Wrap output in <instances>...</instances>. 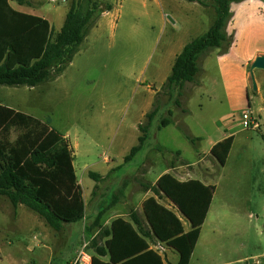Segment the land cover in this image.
Instances as JSON below:
<instances>
[{"label":"rangeland","instance_id":"obj_1","mask_svg":"<svg viewBox=\"0 0 264 264\" xmlns=\"http://www.w3.org/2000/svg\"><path fill=\"white\" fill-rule=\"evenodd\" d=\"M25 1L24 6L18 0L10 3L47 19L58 32L76 0ZM97 1L100 11L109 5L113 9L98 12L61 76L34 88L0 85V104L49 124L72 143L86 219L56 232L34 211L25 206L14 210L0 197L6 201L0 202V264H68L84 242L98 235L92 223L101 207L111 216L108 226L118 212L137 208L142 214L147 195L142 184H154L167 170L215 188L205 229L212 221L221 229L233 223L236 233L228 235L226 229L221 237L238 251L233 258L264 254V121L261 130L243 128L242 113L230 115L218 70L211 64L206 72L209 53L200 58L194 82L173 91L164 88L181 46L208 32L213 4L201 14L197 4L186 0ZM154 110L158 113L144 149L125 163L138 144L139 126ZM163 119L171 124L159 129ZM230 134L235 143L221 165L211 151ZM89 172L106 174L105 180L97 183ZM119 190L125 197L109 208ZM160 201L174 208L166 198ZM156 247L166 260L169 253L171 262H178L175 251ZM258 260L264 263V256Z\"/></svg>","mask_w":264,"mask_h":264},{"label":"trees","instance_id":"obj_2","mask_svg":"<svg viewBox=\"0 0 264 264\" xmlns=\"http://www.w3.org/2000/svg\"><path fill=\"white\" fill-rule=\"evenodd\" d=\"M186 1L203 6L211 2L215 19L207 33L191 40L177 55L164 85L169 91L194 82L203 55L214 50L221 54L228 52L233 42L232 35L227 33L232 19L230 6L244 0ZM18 4L24 6L26 1L18 0ZM99 8L101 4L97 0L74 1L56 32L47 19L16 10L10 0H0V85L34 88L56 80L78 54L95 26L98 12L113 9L111 5L101 11ZM157 113L154 110L146 114L147 123L139 126L138 144L125 157V163L144 149ZM170 124V119H163L159 129ZM233 140L230 137L211 151L221 165L225 164ZM89 177L97 183L105 180L94 172ZM142 187L158 199L151 198L144 204L146 217L131 209L127 222L118 218L105 227L108 208L99 209L92 223V229L99 232L89 246L93 264H163L155 252L147 251L150 245L158 246L159 241L177 249L182 255L181 264H188L215 188L205 187L200 181L179 182L171 174L162 176L157 184L146 183ZM0 196L9 200L15 210L22 205L34 211L56 232L86 219V203L69 139L49 124L1 104ZM165 196L191 221L193 231L182 235L177 217L158 202ZM124 197V190H119L109 208Z\"/></svg>","mask_w":264,"mask_h":264},{"label":"crops","instance_id":"obj_3","mask_svg":"<svg viewBox=\"0 0 264 264\" xmlns=\"http://www.w3.org/2000/svg\"><path fill=\"white\" fill-rule=\"evenodd\" d=\"M192 3L197 4V6H199V8L202 10L200 11L201 14H205V11L203 10L204 8H207L206 6L202 7V5L198 3L195 2ZM230 9L232 13V19L227 26V33L229 35H232L233 37L232 45L228 50V52L225 54H221L219 50H214L209 52L210 55L208 56L209 66L206 68V72L211 64H213L218 70L220 84H221L220 87L222 88V92H223V100L227 106L230 115H234L239 112H241L243 115L244 113L249 112L252 114L253 117L258 119L259 129L257 130H261L264 121L263 120L264 71L258 69L254 70L255 79L257 83V91L254 92L255 93L254 95H252L250 67L258 56L264 55V2L261 0H244L242 2L231 4ZM209 18L212 26L215 19V11L212 17L209 16ZM185 45L186 44L181 46L180 53L182 52ZM201 83L202 85H200L199 87L204 88L206 86L205 85L206 80L204 78H201ZM242 124H243V128H245L244 121H242ZM230 137L235 138L234 134H230L225 139L218 142L217 144L225 141ZM73 156H74V148H73ZM166 174H171L179 182L190 181V180H182L176 177L175 175H173L172 172L167 170L155 181L154 184H157L160 178ZM99 175L104 177L106 174L104 175L99 174ZM78 182L80 184L79 179ZM146 193L147 195L142 201V206H141L142 214L145 217L146 214H145L144 204L149 199L156 198L153 194L149 195V192ZM165 198L174 207L173 209L162 204L161 201L158 202L159 204L164 206L167 210L171 211L177 217L183 229L182 235H186L191 231H193L194 227L191 221L180 211V209L167 196H165ZM0 202L6 203V201H4L3 199H0ZM132 209L137 210V208H132ZM210 209L208 211L205 221L199 228L200 231L199 237L190 255V260L188 264H264L262 263V261L258 260L260 259L261 256H264V254L259 256L245 255L242 257L233 258L234 256L238 255L237 254L238 251H236V249L233 248L231 243L224 241V239L223 241H221V237L223 235L224 236L227 235L228 232H229L228 235H232L236 233L237 228L235 229L233 223L230 224L229 226L227 225V227H225L224 229H221L219 226L218 227L217 225L215 226V223L213 224L212 221L209 225L210 228L209 231H206L205 228L209 221ZM107 213L105 215V221H104L105 227L108 226L107 224L109 222V219L111 218V216L110 217L109 215L107 216ZM118 218H121L125 222H127L128 214L118 212L115 218L112 219L108 227H110L114 222V220ZM226 229L228 232L226 231ZM159 244L165 245L170 249H172L173 251H175V253L178 254V262L177 263L171 262V257L173 258L174 256L169 253H167V260H166V256H164V254L160 252L156 246L150 245L147 251L155 252L162 259L163 264H181L182 255L177 249L173 248L172 246L164 242L159 241ZM242 249H244V246H241L240 250ZM124 252H126V249H124ZM104 260L108 261V258H105ZM67 263H69V261Z\"/></svg>","mask_w":264,"mask_h":264},{"label":"built area","instance_id":"obj_4","mask_svg":"<svg viewBox=\"0 0 264 264\" xmlns=\"http://www.w3.org/2000/svg\"><path fill=\"white\" fill-rule=\"evenodd\" d=\"M242 118L244 121L245 128H248L249 125L251 129L259 128L258 119L253 117L251 113H244ZM105 160L108 161L107 158H105ZM89 246V242H84L68 264H93V253L90 251Z\"/></svg>","mask_w":264,"mask_h":264},{"label":"water","instance_id":"obj_5","mask_svg":"<svg viewBox=\"0 0 264 264\" xmlns=\"http://www.w3.org/2000/svg\"><path fill=\"white\" fill-rule=\"evenodd\" d=\"M256 69L264 71V55L258 56L250 67V78L254 92L257 91V83L254 74V70Z\"/></svg>","mask_w":264,"mask_h":264}]
</instances>
